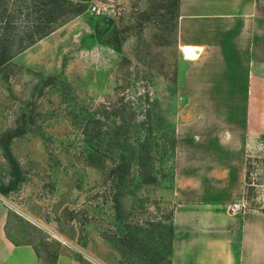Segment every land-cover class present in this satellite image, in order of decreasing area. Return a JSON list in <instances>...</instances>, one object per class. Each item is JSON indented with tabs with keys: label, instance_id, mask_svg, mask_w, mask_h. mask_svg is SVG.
<instances>
[{
	"label": "rangeland",
	"instance_id": "obj_1",
	"mask_svg": "<svg viewBox=\"0 0 264 264\" xmlns=\"http://www.w3.org/2000/svg\"><path fill=\"white\" fill-rule=\"evenodd\" d=\"M46 1L0 0V196L17 214L10 232L60 239L97 264H170L177 124L204 125V106L185 105L180 88L179 0H58L55 8L77 11L37 38ZM241 202L264 210L260 147L247 156Z\"/></svg>",
	"mask_w": 264,
	"mask_h": 264
},
{
	"label": "crops",
	"instance_id": "obj_2",
	"mask_svg": "<svg viewBox=\"0 0 264 264\" xmlns=\"http://www.w3.org/2000/svg\"><path fill=\"white\" fill-rule=\"evenodd\" d=\"M178 8L188 64L180 88L185 105L204 106V125L177 124L170 264H264V210L230 209L264 135V0H179ZM16 215L1 195L0 264H97L59 238H13Z\"/></svg>",
	"mask_w": 264,
	"mask_h": 264
},
{
	"label": "trees",
	"instance_id": "obj_3",
	"mask_svg": "<svg viewBox=\"0 0 264 264\" xmlns=\"http://www.w3.org/2000/svg\"><path fill=\"white\" fill-rule=\"evenodd\" d=\"M55 6H58V0H47L46 1V8L44 11V26L42 31L37 34V38L38 37H42L46 34H48L49 32H51L53 30V27L55 25V23L57 22L56 20H60V18L62 16H64L65 14H67L68 12L74 13L76 12V8H73V4L71 2L66 3L64 5H60L58 8H55ZM108 21L111 22V18H108ZM32 40V39H31ZM6 58L3 57L1 60H5ZM107 110H105L106 112ZM122 111H124L122 109ZM176 144V142H175ZM175 146V145H174Z\"/></svg>",
	"mask_w": 264,
	"mask_h": 264
},
{
	"label": "built area",
	"instance_id": "obj_4",
	"mask_svg": "<svg viewBox=\"0 0 264 264\" xmlns=\"http://www.w3.org/2000/svg\"><path fill=\"white\" fill-rule=\"evenodd\" d=\"M93 8H96V5H93ZM258 145L260 148L264 149V135L260 136L258 140ZM244 202H232L230 205L231 210H242L244 208Z\"/></svg>",
	"mask_w": 264,
	"mask_h": 264
}]
</instances>
